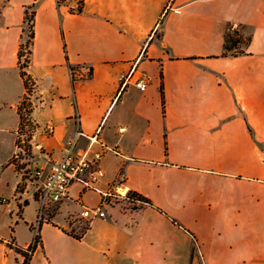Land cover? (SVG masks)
Listing matches in <instances>:
<instances>
[{
    "label": "crops",
    "instance_id": "obj_1",
    "mask_svg": "<svg viewBox=\"0 0 264 264\" xmlns=\"http://www.w3.org/2000/svg\"><path fill=\"white\" fill-rule=\"evenodd\" d=\"M33 3L28 70L38 82L33 118L40 125L34 163L49 172L78 129L93 134L101 126V143L89 155L105 150L98 188L74 184L38 230L32 181L18 188L23 178L12 161L25 93L18 52ZM78 6L79 0H0V123L14 142L0 166V183L9 187L0 194L7 226L0 231V264H21L25 256L9 242L26 248L37 231L42 243L28 264H264V0H84L82 11ZM230 27L251 37L245 54L221 55ZM81 66L92 74L74 80L72 67ZM13 71L17 93L9 84ZM141 74L148 79L144 90L134 83ZM11 117L15 123L7 125ZM49 121L56 125L51 135ZM80 142L89 147L87 138ZM115 182L151 203L115 205L81 238L70 234L68 216L98 205L101 190Z\"/></svg>",
    "mask_w": 264,
    "mask_h": 264
},
{
    "label": "built area",
    "instance_id": "obj_2",
    "mask_svg": "<svg viewBox=\"0 0 264 264\" xmlns=\"http://www.w3.org/2000/svg\"><path fill=\"white\" fill-rule=\"evenodd\" d=\"M77 11V10H76ZM90 70L86 66L77 68L74 75L80 78L87 77ZM135 68L125 75L120 83L118 93L129 85ZM134 83L144 90L147 86L148 79L145 75H138L134 79ZM56 125L53 121L46 124L45 133L47 135L54 134ZM125 127H122L123 131ZM101 126L93 134H87L85 131L78 129L73 137L67 139L65 146L62 149L61 157L54 161L51 170L43 174L40 168H37L33 177L35 182H40V185L35 186L34 196H37L39 201V209L37 213V228L42 223L50 222L51 216L49 211L50 203H59L69 196L70 188L74 184H80L81 190H93L98 188V182L104 176L105 171L102 166V158L105 153L104 149L94 150L93 156L89 155V148L95 142H100ZM87 138L89 147L83 149L81 146V138ZM103 145V144H101ZM104 147V146H103ZM33 182V181H32ZM118 182L110 184L105 190H101V201L96 206L83 205V210L74 216L79 220H85L87 228L95 218H105L108 216V209L119 204L120 201H126L133 204L144 203V201L125 188L120 187ZM86 228V229H87ZM80 228L74 222L68 221V231L80 233ZM38 232V231H37Z\"/></svg>",
    "mask_w": 264,
    "mask_h": 264
},
{
    "label": "trees",
    "instance_id": "obj_3",
    "mask_svg": "<svg viewBox=\"0 0 264 264\" xmlns=\"http://www.w3.org/2000/svg\"><path fill=\"white\" fill-rule=\"evenodd\" d=\"M65 0H58L59 3H63ZM35 3L32 5L27 6L25 16H24V23L30 24V31H29V38L27 39V42H22L20 44L19 52H18V57H19V69H20V74L21 77L23 78L24 81V86H25V93L20 100V103L18 105V113L20 117V122H19V129H18V134H17V139H16V144L19 147V149H23L22 147V136L25 133H28V138L27 140L31 142L33 139V136L37 129L39 128V123L36 122L33 118V112L35 110V103L33 101V95L37 91L38 88V82L36 78H34L31 73L29 72L28 68L30 66L32 54H33V45H34V39H35V17H36V11L33 9ZM84 5V0H79V6L77 11H82ZM166 11L168 10L167 8L165 9ZM72 11H75L72 9ZM165 13V12H164ZM164 15V14H163ZM32 22V23H30ZM26 27L24 28L25 31ZM232 32H235L236 35H233ZM251 40V37L244 36L238 28H233L230 27V29L226 33L225 37V50L221 54L222 56H239L242 54H245L246 51L241 46V49H238L240 45H247ZM234 49H236L234 51ZM64 51L66 53V57L68 59V54H67V46L66 43H64ZM25 56V57H24ZM73 74L76 72L77 67H72ZM92 74V68L90 69L89 75ZM74 80L75 75H74ZM161 93H162V100H163V109L165 110V97H164V83H163V71H161ZM24 139V142L27 141ZM28 146V153L32 154V144L30 143ZM167 152V151H166ZM14 162V158L12 159ZM15 166L16 169L20 172V168L16 162ZM21 187V185L18 186V188ZM134 194H138L140 198L144 202L151 203V200L147 198L146 196L139 194L137 192H133ZM35 198L37 199V196L35 195ZM4 198H0V201H4ZM25 204H28L27 200L20 204V213L23 210V206ZM12 231H14V227L11 226ZM33 229V227H32ZM70 234L75 235L78 238H81L82 236L73 232H70ZM41 235L40 232H36L33 238V242L26 248L14 245L13 244V239L9 242V244L13 247L16 248V250L20 253H22L25 256L24 261L21 264H28L29 260L31 259L34 251L37 249V247L41 244Z\"/></svg>",
    "mask_w": 264,
    "mask_h": 264
},
{
    "label": "rangeland",
    "instance_id": "obj_4",
    "mask_svg": "<svg viewBox=\"0 0 264 264\" xmlns=\"http://www.w3.org/2000/svg\"><path fill=\"white\" fill-rule=\"evenodd\" d=\"M32 23V22H30ZM26 29H25V38H24V43L27 42V39L29 38V31H30V24H26L25 25ZM233 35H236L235 32H232ZM241 46L244 45H240L238 49H241ZM236 49H234L235 51ZM25 57V56H24ZM89 75V72L87 73L86 76ZM75 78H80L78 75L75 76ZM84 78V77H83ZM86 78V77H85ZM81 79V78H80ZM9 84L12 87V92L17 93L19 91V72L18 71H13L12 74L9 77ZM40 83V81H39ZM47 81H45L43 83V85H41L42 90L46 91L47 89ZM37 95L36 92L34 93L33 97ZM8 124L7 125H13L15 123L14 118H8L7 120ZM6 124L4 123H0V166L7 160L8 156L10 155L11 151L14 149V142H13V134L12 132L8 131L5 127ZM28 138V133L23 134L22 136V147L23 149H19L18 153L16 154V156L14 157V162H16L20 168V174L22 175L23 181L21 183V188H25L29 185V181H33L32 182V189L35 190V186H39L40 182H35V178L33 177L34 172L36 171L37 167L34 163V159H33V154H29L28 153V146L30 143L32 144V140L31 142L27 140ZM24 139L27 140L24 142ZM65 146V145H64ZM4 177L11 180L12 176H13V172L11 169L6 168L4 170ZM9 192V187H7V184L5 181H2L0 183V194L2 193H8ZM73 192V191H72ZM97 195L95 193H93L91 195L92 199H96ZM121 207H129V206H134L136 204L130 203V202H126V201H120L119 204ZM59 206H60V202L59 203H50L49 204V211H50V216H54L58 210H59ZM77 214H71L70 216H68V221L70 222H74L76 223V225L80 228V233L85 231L87 228V224H85V220H79L77 218H75L74 216H76ZM3 211L0 210V231H6L7 230V226H6V222H4V217H3ZM65 215H60L59 217V221H64ZM19 233L20 235H22L23 237H27L29 234V231L26 227L21 226L19 229Z\"/></svg>",
    "mask_w": 264,
    "mask_h": 264
}]
</instances>
